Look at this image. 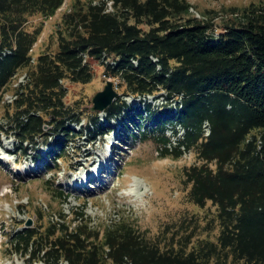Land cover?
I'll return each instance as SVG.
<instances>
[{"label":"trees","instance_id":"1","mask_svg":"<svg viewBox=\"0 0 264 264\" xmlns=\"http://www.w3.org/2000/svg\"><path fill=\"white\" fill-rule=\"evenodd\" d=\"M66 1L0 0V97L13 90L2 130L21 152L42 144L48 154L38 158L54 161L70 144L106 134L98 111L80 124L84 110L65 97L64 82L89 83L98 61L105 78L143 102L132 108L149 127L142 139L157 141L162 156L195 154L184 168L189 198L201 207L210 202L207 224L218 231L194 246L191 234L167 244L127 219L95 226L76 211L12 234L16 252L44 264H264V4L204 10L200 18L190 0H70L56 48L33 60L41 27L28 30V18L51 17ZM156 95L159 110L147 98ZM127 108L117 99L105 110L122 120Z\"/></svg>","mask_w":264,"mask_h":264},{"label":"rangeland","instance_id":"2","mask_svg":"<svg viewBox=\"0 0 264 264\" xmlns=\"http://www.w3.org/2000/svg\"><path fill=\"white\" fill-rule=\"evenodd\" d=\"M68 2L70 0L51 17L36 13L28 18L25 24L28 30L41 27L31 52L33 60L39 52L56 48L55 31ZM190 2L195 15L200 18L204 10L217 15L230 14L228 9L232 7L264 4V0ZM215 21L221 22L220 17ZM92 67L94 76L89 83L64 82L67 85L66 102L75 103L84 110V121L80 123L84 125L91 118L89 114L93 115L95 111L91 110L92 97L103 89L107 79L103 76L105 67L98 61H94ZM23 74L21 71L12 80V88ZM109 79L114 82L118 93L115 100L118 99L119 103L125 101L128 105L124 118L111 119L107 110L98 111V123L107 133L97 136L93 142L85 139L70 144L65 157L57 161L38 158L40 153L48 154V148H43L42 144L39 152L33 149L21 152L17 148L12 133H5L1 127L6 122V104L12 98L13 90L9 88L0 97V264H44L42 261L32 262L30 255L16 252L10 238L18 230L37 227V224L46 226L48 220L59 218L60 213L72 219L76 211H84L91 224L102 227L113 220L127 219L147 236H160L167 244L172 236L175 243L182 234H191L192 246L202 238L216 237L217 226L211 228L207 224L214 207L210 202L198 206L189 198L190 186L184 177V168L196 162L195 154L185 151L177 158L162 156L163 148L157 141L142 139L141 133L149 127L132 108L142 106L143 102L139 96L124 95L125 86L114 78ZM147 98L155 104L154 109H160L157 106H160L162 97ZM166 133L175 139L170 129ZM109 146L111 152H106ZM55 165L59 171H50ZM59 189L69 196L67 201L58 198L56 192Z\"/></svg>","mask_w":264,"mask_h":264},{"label":"water","instance_id":"3","mask_svg":"<svg viewBox=\"0 0 264 264\" xmlns=\"http://www.w3.org/2000/svg\"><path fill=\"white\" fill-rule=\"evenodd\" d=\"M118 93L114 88V82L110 79L106 80V84L102 90L97 91L92 97V110L105 111L107 106L117 97ZM55 264H67L66 262H58Z\"/></svg>","mask_w":264,"mask_h":264},{"label":"bare ground","instance_id":"4","mask_svg":"<svg viewBox=\"0 0 264 264\" xmlns=\"http://www.w3.org/2000/svg\"><path fill=\"white\" fill-rule=\"evenodd\" d=\"M139 182V181H138ZM87 183H85L84 185H86ZM140 185V184H139Z\"/></svg>","mask_w":264,"mask_h":264}]
</instances>
